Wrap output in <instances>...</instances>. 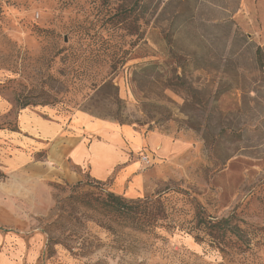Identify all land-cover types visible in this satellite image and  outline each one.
Masks as SVG:
<instances>
[{
    "label": "rangeland",
    "instance_id": "374dc122",
    "mask_svg": "<svg viewBox=\"0 0 264 264\" xmlns=\"http://www.w3.org/2000/svg\"><path fill=\"white\" fill-rule=\"evenodd\" d=\"M259 48L264 0H0V131L52 107L159 138L139 192L28 193L0 164V264H264ZM109 192L158 200L159 225L106 212Z\"/></svg>",
    "mask_w": 264,
    "mask_h": 264
},
{
    "label": "crops",
    "instance_id": "0c3cea01",
    "mask_svg": "<svg viewBox=\"0 0 264 264\" xmlns=\"http://www.w3.org/2000/svg\"><path fill=\"white\" fill-rule=\"evenodd\" d=\"M158 141L82 112L25 108L16 130L0 131V164L28 193L50 195L51 183L73 185L87 176L99 182L114 179L117 188L130 182L131 193L139 192L138 153L146 142L155 147Z\"/></svg>",
    "mask_w": 264,
    "mask_h": 264
},
{
    "label": "trees",
    "instance_id": "16d2710c",
    "mask_svg": "<svg viewBox=\"0 0 264 264\" xmlns=\"http://www.w3.org/2000/svg\"><path fill=\"white\" fill-rule=\"evenodd\" d=\"M257 61L259 66L264 69V54L260 48L257 51ZM101 204L106 212L118 215L124 222H131L138 231L150 232L159 225L158 217L161 213L162 205L153 197L129 201L109 192ZM151 210L156 212H150ZM229 220H225L224 223H228ZM204 222V218L199 221L200 224H204Z\"/></svg>",
    "mask_w": 264,
    "mask_h": 264
},
{
    "label": "built area",
    "instance_id": "2783aa9c",
    "mask_svg": "<svg viewBox=\"0 0 264 264\" xmlns=\"http://www.w3.org/2000/svg\"><path fill=\"white\" fill-rule=\"evenodd\" d=\"M142 160L145 163H150V161H151L150 156L149 155H144V154H142Z\"/></svg>",
    "mask_w": 264,
    "mask_h": 264
}]
</instances>
